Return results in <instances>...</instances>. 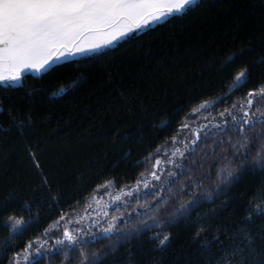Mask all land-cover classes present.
I'll list each match as a JSON object with an SVG mask.
<instances>
[{"label":"trees","instance_id":"trees-1","mask_svg":"<svg viewBox=\"0 0 264 264\" xmlns=\"http://www.w3.org/2000/svg\"><path fill=\"white\" fill-rule=\"evenodd\" d=\"M200 3L201 7L187 15L133 33V38L106 49L109 54L100 60L78 57L60 62L55 71L25 73L24 87L7 93L15 98L6 103L32 116L26 135L17 130L5 132L6 125L0 121V264H10L16 253L20 254L18 264H29L39 255L37 241H47L41 253L48 247L54 253L42 256L41 264H65L63 255L55 251L60 225L66 227L65 221L85 210L99 190L110 186L118 194L135 189L138 183L142 187V182H153L149 157L158 150L164 153L180 135L181 122L186 124L204 101L228 92L240 70L250 71V82L233 90L228 101L246 103L248 90L264 88V63H260L264 57V0ZM229 58H233L230 64ZM5 87L0 83V97L6 94ZM60 89L65 91L61 94ZM226 106L202 110L197 118L205 119L195 124L210 127V121L219 119V110ZM165 123L168 127H162ZM229 135L233 142L239 139L238 132ZM223 147L228 150L216 147L213 155V142L203 141L191 157L190 167L204 163V171L212 169L205 187L215 185L216 169L227 162L224 157L233 158L232 149ZM255 150L254 146L253 155ZM201 155L207 159L201 160ZM161 158L167 157L156 156ZM241 159H246L244 171L222 186L214 203H204L171 224L165 220V226L156 230L170 235L165 246L159 245L152 231L136 233L120 243L112 235L87 246L89 257L111 249L104 264H255L264 253V218L254 217L247 225L251 231L239 236L225 231L248 214L247 205L264 189V170L247 166L251 156L237 158L235 165ZM166 175L163 172L161 179ZM135 195L127 210L129 224L139 219L134 211L139 194ZM143 199L141 195L139 202ZM178 200L172 201L162 219L175 210ZM11 216L35 222L10 236L5 222ZM62 216L66 219L61 220ZM94 225L81 228L94 232ZM29 242L32 255L25 261ZM68 264L78 261L71 259Z\"/></svg>","mask_w":264,"mask_h":264},{"label":"snow or ice","instance_id":"snow-or-ice-1","mask_svg":"<svg viewBox=\"0 0 264 264\" xmlns=\"http://www.w3.org/2000/svg\"><path fill=\"white\" fill-rule=\"evenodd\" d=\"M201 6L200 0H0V83L6 86L3 90L6 94L0 97V121L6 125L4 131L17 130L21 135H26L30 128L32 113L22 114L18 106L6 103L15 98L7 93L24 87L25 73L55 71L60 62H68L72 57H83L89 61L100 60L109 54L106 49L125 38H133V33L143 31L154 24L167 23L170 17H182ZM232 59L229 58L227 63H232ZM260 63H264V57H261ZM250 75L248 69L240 70L234 76L228 92L201 104L202 110L215 108L217 105L228 106L219 110V119L214 117L210 121V127L205 124L189 138L182 140L183 150L175 148L170 156L158 150L149 157L153 162L150 175L160 183L150 185L142 182V187L141 183H138L135 189L125 193L129 197L133 192L139 194L134 209L138 220L129 224L130 214L125 212L120 217L107 220V227H101L99 233L85 232L83 228L74 232L60 225L62 231L59 233L60 238L55 240V251L63 255L65 264L71 259H76L78 264H104L111 249L95 252L91 257L85 249L105 238L110 239L112 235L119 237L120 243L136 233L152 231L156 232L155 239L159 241V245L165 246L170 235L156 230L165 226V220L171 224L177 217L184 216L204 203H214L222 194V186L233 181L237 174L244 171L246 159H241L240 164L235 165L237 158L251 156V164L247 166L264 170V88L248 90L246 103L243 104L227 100L233 90L244 88L250 82ZM64 91L65 89H60L61 94ZM31 94L34 95L35 90ZM236 109L239 111H235ZM162 127H168V124L165 123ZM190 128V125L181 122L178 131L183 132ZM231 132L239 133V139L235 142L229 135ZM176 139L174 138L172 143H175ZM209 140L213 142V155L216 147L226 152L228 149L223 147L224 145H228L234 153L232 159L224 157L227 162L216 169L217 179L211 188L205 187V181L210 179L212 169L204 171V163L190 167L193 163L191 157L197 154L203 141ZM254 146L256 150L253 155ZM161 154L167 157L164 161L165 168L170 165L172 169L167 171L163 180L160 172L161 161L156 159V156ZM30 155L34 165L39 168L35 154L30 151ZM200 158L207 159L205 155ZM186 160L188 163H185ZM44 183L47 184L46 179ZM161 185L167 186L166 189ZM141 195L144 197L143 203L139 202ZM149 196L153 197V200H148ZM185 196L189 199H184ZM177 197L178 206L162 219V213L166 212ZM116 199L120 200V197L117 196ZM124 207H127V202ZM26 210L31 211V207L26 206ZM116 210H120L119 205ZM245 211L248 214L242 217L234 228L225 231L231 230L233 236H239L245 231H251L247 225L254 222V217L264 218V189L253 197ZM104 215L108 216V213ZM65 219L61 217V220ZM34 222L32 218L24 220L11 216L5 226L11 229L10 236H14ZM121 222L123 229L120 227ZM52 235L56 233L53 232ZM246 238L251 245V239ZM216 239L219 240V237ZM45 244L47 241H37L36 253L39 255L29 264H41L42 256L54 254L51 247L43 253L40 252ZM25 248L23 258L28 261L32 255V244L29 242ZM238 250L243 251L242 248ZM73 251L78 255L70 257L69 253ZM19 259L20 254L16 253L10 264H18ZM255 264H264V253L259 255Z\"/></svg>","mask_w":264,"mask_h":264},{"label":"rangeland","instance_id":"rangeland-1","mask_svg":"<svg viewBox=\"0 0 264 264\" xmlns=\"http://www.w3.org/2000/svg\"><path fill=\"white\" fill-rule=\"evenodd\" d=\"M155 25V24H154ZM153 26V25H152ZM145 30V29H144ZM141 32V31H138ZM136 32V33H138ZM74 58H78V57H72L69 58L70 59H74ZM63 62V61H62ZM28 73V72H27ZM30 73H34V74H40V73H36V72H30ZM202 114V109L199 108L197 109L196 112H194L192 115H190L189 120L187 121V125H190L191 128L189 129H185L183 132L180 133L179 136H177L175 143H172V140L165 148L164 152H166L169 156L171 155L172 151L175 150V148H181V150L183 149V144L181 143L182 140H185L187 138H189L191 136L192 133H194L195 131L198 130L199 126L200 128H202L201 123L200 124H195V122L202 117L197 118L199 115ZM198 122V121H197ZM161 161V166H160V172L162 171L165 174H167L168 170H172L171 166L169 165L167 168H165L164 166V158L159 159ZM162 178V176H161ZM163 180V179H162ZM160 182L157 181H153L150 183V185L153 184H157ZM163 186V185H161ZM128 190H126L125 192H121L118 194H113V189L112 187H104L103 189L99 190V192H97L93 198L90 201L89 206L83 210L78 212L73 218H71V220L69 221H65V226L72 229L74 232L75 230L83 227V226H87L89 224H95L93 228H95V230L92 233H99L100 232V228L101 227H107V220L112 219L113 217H120L122 216L123 213L127 212V210L129 209V205L133 203V197H135L136 193L134 192L133 195L131 197L125 195V193ZM147 191V190H145ZM119 196L120 200H117L116 197ZM125 202H127V207H124ZM117 205L120 206V210L117 211ZM108 213V216H105L104 214ZM122 223V222H121Z\"/></svg>","mask_w":264,"mask_h":264}]
</instances>
